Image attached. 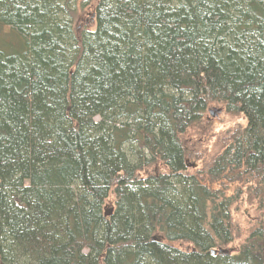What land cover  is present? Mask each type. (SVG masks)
Wrapping results in <instances>:
<instances>
[{
	"label": "trees",
	"instance_id": "obj_1",
	"mask_svg": "<svg viewBox=\"0 0 264 264\" xmlns=\"http://www.w3.org/2000/svg\"><path fill=\"white\" fill-rule=\"evenodd\" d=\"M0 264H264V0H0Z\"/></svg>",
	"mask_w": 264,
	"mask_h": 264
},
{
	"label": "rangeland",
	"instance_id": "obj_2",
	"mask_svg": "<svg viewBox=\"0 0 264 264\" xmlns=\"http://www.w3.org/2000/svg\"><path fill=\"white\" fill-rule=\"evenodd\" d=\"M91 7H88L84 12L77 16V24L86 22L90 27L93 26V17ZM219 108H212L208 114V121L206 131L198 136L195 131L186 134L185 138L188 140V165L195 171H200L210 166L216 156L222 151L223 146L228 140V135L241 130L246 121L241 115L233 116L226 114L222 109L217 112ZM213 111L215 114H211ZM228 180V179H227ZM231 180V179H230ZM219 185H214L218 187ZM227 193L228 196H233L236 201L232 207V223L233 235H235L234 247L237 246L247 236L249 229L252 227L258 213L255 205L249 199V192L247 186L241 181H227L222 184L220 188ZM115 208V198L113 196L108 200L106 210Z\"/></svg>",
	"mask_w": 264,
	"mask_h": 264
},
{
	"label": "water",
	"instance_id": "obj_3",
	"mask_svg": "<svg viewBox=\"0 0 264 264\" xmlns=\"http://www.w3.org/2000/svg\"><path fill=\"white\" fill-rule=\"evenodd\" d=\"M222 110L221 109H219V110H217V112H221ZM211 114H215L213 111H211Z\"/></svg>",
	"mask_w": 264,
	"mask_h": 264
}]
</instances>
